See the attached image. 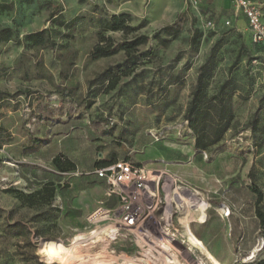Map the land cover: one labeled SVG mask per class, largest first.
<instances>
[{"label": "rangeland", "instance_id": "1", "mask_svg": "<svg viewBox=\"0 0 264 264\" xmlns=\"http://www.w3.org/2000/svg\"><path fill=\"white\" fill-rule=\"evenodd\" d=\"M251 1L264 8V0ZM32 2L46 12L9 26L0 20V264H100L106 256L149 264L145 253L153 264L264 259L256 216L259 199L264 212V62L236 7L221 0ZM122 14L134 30H102ZM176 21L181 32L170 44L152 39ZM45 29V44L26 41ZM196 30L201 37L192 45ZM143 34L149 42L131 53L91 57L103 37L118 47ZM206 64L208 97L228 82L231 128L203 154L207 175L185 183L170 172L156 178L140 160L155 143L172 148L166 139L187 138L185 114ZM57 157L75 169L60 171ZM117 160L145 166L149 180L109 196L95 172ZM188 231L198 247L181 244ZM165 238L175 240L166 243L170 252L157 242ZM42 241L61 243L66 258L44 256Z\"/></svg>", "mask_w": 264, "mask_h": 264}, {"label": "trees", "instance_id": "2", "mask_svg": "<svg viewBox=\"0 0 264 264\" xmlns=\"http://www.w3.org/2000/svg\"><path fill=\"white\" fill-rule=\"evenodd\" d=\"M21 2L26 4L33 3L32 0H21ZM12 8L13 5L2 6L1 10L10 11ZM50 17L53 18L54 13H52ZM129 20L130 16L126 14L113 15L109 20L103 23L102 30L104 32L132 31L134 29L128 25ZM2 32L7 33L10 37L12 30L10 28H5L2 30ZM180 32L181 28L178 24V21H176L171 25L163 26L157 30L152 35V39L156 40L160 45L166 46L175 40L179 36ZM46 33L47 29L30 33L25 36V39L27 42L32 44L43 45L46 42ZM200 37L201 33L196 30L191 38L192 45L195 44ZM149 40L150 37L148 35H138L132 40H127L124 43H121L118 47H115L111 39L103 37L101 42L93 49L91 57L94 60H98L115 56L119 51L131 53L132 51L137 50L138 47L146 45ZM256 46L258 47L262 57L263 48L258 45ZM230 70H232V67ZM209 72L210 70L208 65H204L199 74L195 91L185 114V122L187 124L185 128L189 129V131H191L193 134L195 138V149L198 152H206L217 146L223 140L225 134L230 130L231 122L234 118L232 109L226 103L225 92L227 90L228 82L222 84L219 88V91L214 96H207L206 87L208 85V78L211 77L208 75ZM1 148L2 147L0 143V150ZM66 163H63L60 157L54 159V165L60 169V171L65 172L75 169V163H72L70 160H67ZM110 163L113 162L104 163L103 166ZM260 203L261 201L259 199L256 205V216L260 222V228L264 238V212L259 207ZM234 264H264V259L254 261L252 263L236 262Z\"/></svg>", "mask_w": 264, "mask_h": 264}, {"label": "crops", "instance_id": "3", "mask_svg": "<svg viewBox=\"0 0 264 264\" xmlns=\"http://www.w3.org/2000/svg\"><path fill=\"white\" fill-rule=\"evenodd\" d=\"M221 3L225 9L236 7L233 0H221ZM0 5V7L13 5L12 10L10 11L0 10V20L4 23L3 26H9V24H13L15 20L19 21L20 19L27 22L31 18H35L37 15L41 16L46 12L45 10L38 8L37 3L26 4L22 3L21 0H1ZM235 11L236 15L239 16L237 10ZM241 16L242 18L238 24L247 27L245 17L242 14ZM185 130L187 135L186 139L176 141L169 137L166 140L174 143L172 148L166 147V142L164 141L161 143H155L149 150V155L140 160L143 165L147 164V167L151 172L154 171L157 173L155 176L156 178L161 177L164 172H170L171 174L176 175L182 183H185L186 179L189 177L193 179L195 178L196 180V178L200 179L207 175L204 171V165H207L208 163L206 157L203 155L207 154V151L198 152L195 149V138L193 134L189 129L185 128ZM101 182L105 185L103 181ZM188 232L194 234L193 231Z\"/></svg>", "mask_w": 264, "mask_h": 264}, {"label": "built area", "instance_id": "4", "mask_svg": "<svg viewBox=\"0 0 264 264\" xmlns=\"http://www.w3.org/2000/svg\"><path fill=\"white\" fill-rule=\"evenodd\" d=\"M237 12L242 14L247 21V29L253 44L263 48L264 62V8L251 0H233ZM231 25V22H227ZM97 178L103 181L107 187L109 196L115 194L120 187L137 185L143 187L150 178V172L145 166L136 165L127 160H117L98 168L95 172ZM130 206L125 210L129 211ZM229 212V211H228ZM228 212L225 213L227 216ZM124 221L128 226L134 225L135 217L127 214Z\"/></svg>", "mask_w": 264, "mask_h": 264}, {"label": "bare ground", "instance_id": "5", "mask_svg": "<svg viewBox=\"0 0 264 264\" xmlns=\"http://www.w3.org/2000/svg\"><path fill=\"white\" fill-rule=\"evenodd\" d=\"M202 202V201H201ZM205 203V202H204ZM203 204V203H202ZM203 209L204 210H206L207 209V205L206 204H203ZM228 212V211H227ZM231 212L229 211L228 212V214H227V216H225V217H228L229 216V214H230ZM108 234V236L110 237V238H112V237H114L115 235H116V232H114V231H110V232H108L107 233ZM180 239V238H179ZM157 241V240H156ZM175 240H174V238L172 239V238H165V240H164V242L163 241H161V240H159L158 239V241L157 242H159L160 244H162V246L164 247V249L166 250V251H169L170 252V247H168L167 245H166V243H173ZM186 243H190V244H192V245H194V246H197L198 247V243L193 239V236H192V234L190 233V232H188V234H187V236H186V240H183L182 242H181V244L183 245V244H186ZM41 244V243H40ZM155 244V243H154ZM42 250V252H43V254H44V256H47V255H53V256H57L59 259H65L66 258V256H67V251H66V249H65V247L61 244V243H57V244H53V245H51V244H47L45 241H42V248H41ZM162 249V248H161ZM145 257L147 258V261L149 262V264L150 263H154V261L151 259V255L150 254H146L145 253ZM104 258V257H103ZM160 260V259H159ZM116 262V259L115 258H113V257H110V256H106L101 262H99L100 264H114ZM134 262V261H133ZM133 262H131V264H134ZM136 263V262H135ZM166 263V262H165ZM126 264V263H125ZM170 264H182L178 259H176V258H174L173 260H172V262L170 263ZM196 264H219V261H218V259L217 258H213V257H211V256H208V260H207V262H204L203 260H199V261H197V263Z\"/></svg>", "mask_w": 264, "mask_h": 264}]
</instances>
